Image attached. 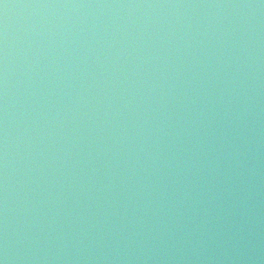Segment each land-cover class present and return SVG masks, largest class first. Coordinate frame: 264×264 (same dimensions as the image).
I'll return each mask as SVG.
<instances>
[{
    "label": "water",
    "instance_id": "95a60500",
    "mask_svg": "<svg viewBox=\"0 0 264 264\" xmlns=\"http://www.w3.org/2000/svg\"><path fill=\"white\" fill-rule=\"evenodd\" d=\"M0 264H104L46 241L0 218Z\"/></svg>",
    "mask_w": 264,
    "mask_h": 264
}]
</instances>
